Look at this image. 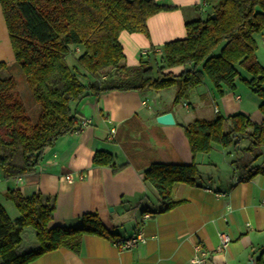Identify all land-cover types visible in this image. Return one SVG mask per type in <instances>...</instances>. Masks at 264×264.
<instances>
[{
  "label": "trees",
  "instance_id": "1",
  "mask_svg": "<svg viewBox=\"0 0 264 264\" xmlns=\"http://www.w3.org/2000/svg\"><path fill=\"white\" fill-rule=\"evenodd\" d=\"M203 2L209 13L204 19L186 23L183 39L165 44L158 57L151 49L137 67L126 68L118 36L121 32L147 33V20L165 10L153 0H0L14 65L24 76L32 101L40 107L32 121L16 97V80L2 77L8 66L0 62L3 178L33 173L47 148L79 130L80 120L71 106L107 92L141 94L175 87L172 106L176 107L188 100L205 77L219 94L221 86L233 89L235 80H240L260 100L258 110L264 116V66L257 61L253 39L264 32V0ZM175 68L182 71L178 75L164 72ZM182 130L192 155L208 154L214 145L232 147L237 155L231 166L240 181L264 174L263 164L254 166L264 151V125L251 122L243 114L216 115L209 121H193ZM241 141L248 143L246 148H239ZM92 164L109 167L114 173L122 168L107 152H96ZM198 175L195 163H154L142 172V180L153 186L162 211L167 212L177 205L172 201L174 187H197ZM4 197L14 204L19 218L11 221L0 206V264H29L61 248L78 254L85 235L119 241L90 214L83 215L76 228H49L54 203L40 193L24 197L8 190ZM24 228L33 229L37 247L21 254L18 250ZM256 264H264L262 257Z\"/></svg>",
  "mask_w": 264,
  "mask_h": 264
},
{
  "label": "crops",
  "instance_id": "2",
  "mask_svg": "<svg viewBox=\"0 0 264 264\" xmlns=\"http://www.w3.org/2000/svg\"><path fill=\"white\" fill-rule=\"evenodd\" d=\"M153 2L165 10L147 20L146 34L121 32L118 36L126 68L137 67L151 49L158 57L165 44L184 38L186 23L204 19L209 13L203 0ZM253 39L257 61L264 66V32ZM0 62L8 66L2 77H13L14 58L1 9ZM180 71L182 68L164 70L174 75ZM220 92L205 77L188 100L176 107L172 106L175 88L167 97L164 90L141 94L112 91L72 105L73 113L87 125L47 148L33 173L8 180L0 171V197L8 190L24 197L40 193L54 203L49 228H76L80 218L90 214L119 240L141 232L146 242L121 250L115 243L85 235L78 254L61 248L29 264H189L198 245L209 255L207 264H256L260 257L264 262V207L260 204L264 174L240 181L231 166L237 155L232 147L214 145L208 154L192 155L182 130L193 121H209L216 115L243 114L264 125L258 110L260 100L240 80H235L233 89L221 86ZM168 112L174 125L158 124L156 118ZM110 130H114L111 138ZM247 145L241 141L239 148ZM96 152L111 154L115 165L122 168L114 173L109 167L93 166ZM154 163H195L199 171L197 187H174L172 201L177 205L167 212L162 211L153 186L142 180V172ZM262 164L264 153L254 166ZM66 175L71 176L70 182ZM143 215L149 218L143 219ZM220 233L230 239L221 251Z\"/></svg>",
  "mask_w": 264,
  "mask_h": 264
},
{
  "label": "rangeland",
  "instance_id": "3",
  "mask_svg": "<svg viewBox=\"0 0 264 264\" xmlns=\"http://www.w3.org/2000/svg\"><path fill=\"white\" fill-rule=\"evenodd\" d=\"M204 18L206 17V14L203 16ZM72 59L69 57L68 62L71 64ZM243 77L244 72H240ZM11 74H13V78L16 80L17 83V88H16V97H18L21 102L24 103L28 116L31 118L32 121H35L39 112H40V107L32 101V97L30 95L29 90L27 89L26 82L24 76L21 74L18 66L14 65L13 68L11 69ZM246 75V74H245ZM175 87H172L170 89L164 90V97H167L170 93H172L173 89ZM264 153V151H262ZM0 206L3 208V211H5L7 217L11 220L14 221L19 218V213L17 212L14 204L10 201L7 200L5 197H0ZM35 234L33 229L31 228H24L20 234V249L18 250L21 254L22 253H27L32 250H34L37 247V241L35 239ZM1 262V260H0Z\"/></svg>",
  "mask_w": 264,
  "mask_h": 264
},
{
  "label": "built area",
  "instance_id": "4",
  "mask_svg": "<svg viewBox=\"0 0 264 264\" xmlns=\"http://www.w3.org/2000/svg\"><path fill=\"white\" fill-rule=\"evenodd\" d=\"M87 125V121L81 120L79 123V130H77L75 133H78L81 129H83ZM114 134V130L109 131V138H111ZM65 180L70 182L71 181V176L66 175ZM215 196H221L220 194H215ZM261 206L264 207V197L260 202ZM143 219L149 218V215H143ZM218 237L220 239V247L218 248L219 251H221L226 244L230 241L229 237L223 233L218 234ZM146 242L145 237L141 232H137L132 234L127 239H121L115 245L117 248H120L121 250H129L132 249L138 245H144ZM196 257L190 261L189 264H207L209 255L206 251L202 250V248L198 245L196 247Z\"/></svg>",
  "mask_w": 264,
  "mask_h": 264
},
{
  "label": "water",
  "instance_id": "5",
  "mask_svg": "<svg viewBox=\"0 0 264 264\" xmlns=\"http://www.w3.org/2000/svg\"><path fill=\"white\" fill-rule=\"evenodd\" d=\"M215 16L214 15H211V19H214ZM156 122L158 124H161V125H165V126H172L174 125V120H173V117L172 115L168 112L166 114H163L159 117L156 118ZM244 264H251L250 262H247V263H244Z\"/></svg>",
  "mask_w": 264,
  "mask_h": 264
}]
</instances>
